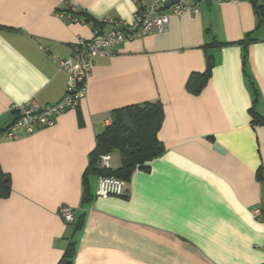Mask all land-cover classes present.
I'll return each mask as SVG.
<instances>
[{"label": "crops", "instance_id": "1", "mask_svg": "<svg viewBox=\"0 0 264 264\" xmlns=\"http://www.w3.org/2000/svg\"><path fill=\"white\" fill-rule=\"evenodd\" d=\"M198 5L165 31L97 55L86 97L53 126L0 140L12 186L0 199V264H57L71 239L74 264H264V124L251 114L255 105L264 115V0ZM72 6L88 20H74ZM135 9L132 0H0V127L13 104L64 96L68 73L51 56L69 57L96 21H131ZM208 55L211 76L193 93L187 82ZM149 101L163 105L162 154L124 180L125 196H95L90 175L83 206L84 174L113 111ZM110 155L120 167L119 149ZM66 205L79 227L59 214Z\"/></svg>", "mask_w": 264, "mask_h": 264}, {"label": "built area", "instance_id": "2", "mask_svg": "<svg viewBox=\"0 0 264 264\" xmlns=\"http://www.w3.org/2000/svg\"><path fill=\"white\" fill-rule=\"evenodd\" d=\"M136 5L132 20L105 17L102 22L110 25L108 29H95L91 38H78L73 52L69 57L59 58L51 56L61 69L68 73V81L64 96L55 103L41 105L35 100L22 104H13L12 111L16 114L12 123L6 128L0 127V140L19 139L24 134L35 132L39 128L53 126L56 118L66 110L79 106L88 91V82L94 67V58L97 55L109 54L114 46L128 40L141 38L151 32L165 31L173 15H182L199 12L198 0H132ZM207 2L236 3L241 0H204ZM169 6L167 7V5ZM74 11L76 7L72 6ZM72 16V14H71ZM77 20V18H74ZM78 21V20H77ZM112 120H110V124ZM110 154L101 156V165L110 167ZM126 182L115 176H100L98 179L96 196L108 198L110 196H125ZM59 214L66 222H73L75 209L71 206H62ZM256 218L262 219L260 206L253 208Z\"/></svg>", "mask_w": 264, "mask_h": 264}, {"label": "trees", "instance_id": "3", "mask_svg": "<svg viewBox=\"0 0 264 264\" xmlns=\"http://www.w3.org/2000/svg\"><path fill=\"white\" fill-rule=\"evenodd\" d=\"M258 8V12L261 13V8ZM69 12L78 21L80 20L81 14L85 16V21L89 18L87 11L83 8H77L74 11L70 7ZM95 29H104L103 22L96 21ZM213 66V56L208 55L205 71L192 73L187 82V88L193 93L200 92L210 78ZM125 110L128 111L131 117L132 125H127L123 121L122 113ZM251 114L254 124H264V115L256 109L255 105L251 109ZM163 116V105L160 101L133 104L126 108L113 111L112 124L103 133L98 135L96 148L90 155L89 166L84 174L83 206L93 199V195L88 186L90 175L96 174L99 177L115 176L122 180H127L135 169H147V163L162 154L164 148L157 134ZM114 149H119L121 152V166L118 168H104L101 165V156L110 154ZM11 190L10 175L4 172L0 165V199L7 197ZM80 218L78 220L75 215L73 223L77 227L81 224ZM74 255L75 242L71 239L65 248L62 258L57 264H74Z\"/></svg>", "mask_w": 264, "mask_h": 264}, {"label": "water", "instance_id": "4", "mask_svg": "<svg viewBox=\"0 0 264 264\" xmlns=\"http://www.w3.org/2000/svg\"><path fill=\"white\" fill-rule=\"evenodd\" d=\"M168 6H169V4L167 5V7ZM122 115H123L124 123L127 124V125H132V120H131V117H130L128 111H126V110L123 111Z\"/></svg>", "mask_w": 264, "mask_h": 264}, {"label": "rangeland", "instance_id": "5", "mask_svg": "<svg viewBox=\"0 0 264 264\" xmlns=\"http://www.w3.org/2000/svg\"><path fill=\"white\" fill-rule=\"evenodd\" d=\"M112 156H113L112 163H115V160L120 159V153L118 151H114L113 154H112Z\"/></svg>", "mask_w": 264, "mask_h": 264}]
</instances>
